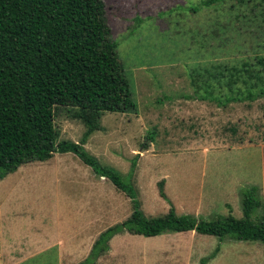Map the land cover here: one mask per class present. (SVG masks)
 Returning <instances> with one entry per match:
<instances>
[{
    "label": "rangeland",
    "instance_id": "rangeland-1",
    "mask_svg": "<svg viewBox=\"0 0 264 264\" xmlns=\"http://www.w3.org/2000/svg\"><path fill=\"white\" fill-rule=\"evenodd\" d=\"M135 110L105 111L83 146L129 180L144 215L241 216L240 190L264 203V0H103ZM208 94L211 97H203ZM58 139L84 125L57 106ZM133 171L128 175L132 159ZM163 179V191L157 182ZM130 212L128 197L72 152L0 177V264H75ZM94 264H264L258 241L194 230L113 235Z\"/></svg>",
    "mask_w": 264,
    "mask_h": 264
},
{
    "label": "trees",
    "instance_id": "trees-1",
    "mask_svg": "<svg viewBox=\"0 0 264 264\" xmlns=\"http://www.w3.org/2000/svg\"><path fill=\"white\" fill-rule=\"evenodd\" d=\"M213 1L221 0L203 3ZM258 97H264V83L223 100L213 98L223 104ZM57 106L84 125L79 140L58 139L53 122ZM133 110L135 102L110 36L103 0H0V177L25 162L45 160L55 151L72 152L130 202L129 214L101 230L87 255L75 264H94L108 250L110 238L123 230L146 236L194 230L218 240L258 241L264 247V203L262 212L252 216L260 205L253 184L240 190V217L228 212L203 219L178 214L172 205L162 214L144 215L133 184L83 146L88 135L101 128L105 111ZM134 163L135 158L128 175ZM157 186L159 195L169 201L163 179Z\"/></svg>",
    "mask_w": 264,
    "mask_h": 264
}]
</instances>
